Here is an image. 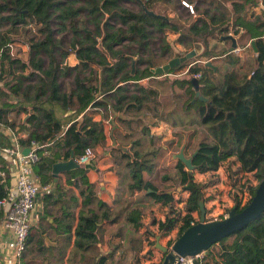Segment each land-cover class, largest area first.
Segmentation results:
<instances>
[{"label": "trees", "instance_id": "trees-1", "mask_svg": "<svg viewBox=\"0 0 264 264\" xmlns=\"http://www.w3.org/2000/svg\"><path fill=\"white\" fill-rule=\"evenodd\" d=\"M142 1L152 10L159 0ZM162 1L172 5L173 17L147 15L136 0H0V149L11 146L6 128L22 147L31 141L41 145L32 168L39 184L49 185L53 163L68 160L71 151L78 158L86 148L94 151L104 144V123L95 116L114 118L125 128L114 155L120 189L129 197L138 194L111 211L95 198L94 185L86 176L89 164L67 171V182L76 177L78 185L79 181L84 185L83 199L79 202L73 196L74 205L64 208L49 201L51 192H42L43 209L22 254L23 259L28 257L25 264H106L108 257L98 256L96 246L99 225L122 218L120 229L128 227L121 235L124 247L139 264L150 257L151 251H140L150 242L151 228L156 227L161 236L175 230V240L197 222L199 200L206 204L219 198L218 168L223 169L237 211L250 202L264 178V9L255 11L260 0ZM183 1L192 6L194 15ZM128 2L138 9L126 6ZM32 24L36 34L27 43L22 41L27 45L23 59L10 45L20 42L15 35L19 29L31 33ZM66 33L67 41L59 37ZM233 43L255 54L249 71L242 68L238 53L230 50ZM177 47L186 51L198 47L201 52L154 74L151 68L180 55L174 53ZM72 54L76 62L71 65ZM210 58L214 65L221 63L216 73L198 62L190 65ZM192 77L198 79L206 100L195 98ZM143 79L146 85L139 83ZM166 85L164 103L160 88ZM68 111L72 113L66 115ZM148 118L154 124L161 120L172 125L175 147L185 134L186 147L199 136L193 149L198 146L194 169L187 170L177 160L173 175L160 174L162 190L145 173H153L174 140L161 144L160 137L149 133ZM142 122L145 127L139 130ZM0 170L6 179L2 182L0 177L2 198L7 194L9 167L1 153ZM196 173L207 175L198 180ZM173 184L180 190L167 193ZM54 185L59 188L61 182ZM44 234L56 245L47 247ZM218 244V254L210 248L202 264H264V213Z\"/></svg>", "mask_w": 264, "mask_h": 264}, {"label": "crops", "instance_id": "crops-1", "mask_svg": "<svg viewBox=\"0 0 264 264\" xmlns=\"http://www.w3.org/2000/svg\"><path fill=\"white\" fill-rule=\"evenodd\" d=\"M257 7L258 6L255 7V11ZM262 7H264V5H262ZM245 47H239L241 51L238 53V55L241 58L240 60H241V65H243L242 66L243 69H247V66L244 65V61L246 62V59L244 58V54L248 50L245 49ZM210 60L212 63V60H214V58H210ZM214 66L216 68L215 69L212 68V69L214 73H216L217 68L221 67V63H217V65H214ZM67 113L66 115L70 114V113L69 114ZM77 119L79 120L80 117H78ZM95 119L101 120L104 123L105 141H104V144L97 146L94 149V158L92 162L89 164L88 170H86V176L89 182L93 183L94 185L95 198L106 202L109 205L110 210L114 211L117 208H119L120 205L124 204L127 199L133 198V200H135L138 197V194H135L134 196L129 197L126 191H124L122 187L120 189V185H119L120 177L117 173L119 168H118L117 163L114 161V155L116 154V152H118V149L120 148V146L118 145L120 140L118 141V139L119 138L122 139L121 135L125 134V128L120 123H118L114 118L104 119L102 115H96ZM146 125L149 128V133L151 135H155L161 138V142H160L161 144L166 146L165 145L166 143L164 144L163 142L166 140H167L166 142H168L169 140L173 139L174 140L173 146H175V142H176V135L174 134L175 129L172 127L170 123L160 120L154 124L148 118L146 120ZM144 127L145 126H143V122H142L140 123V126L137 128L141 130ZM5 134L9 137L11 143H14L16 141L15 133L11 129L6 128ZM185 138L187 142L186 134L184 135V139ZM173 146L171 147L169 146V148L167 149V152L165 153V155L170 154L171 159H173L172 154L178 151V150H174V151L170 150V148H172ZM163 157L161 158L162 161H163ZM6 163L9 167L8 183L11 185L15 182V176L17 173V164L15 161H11V160L10 161L6 160ZM159 165L161 164L157 163V166L154 169L155 172H153L152 174L145 173V176L147 178H151L154 174L157 173L156 169L159 168ZM79 167H81V165ZM74 169H77V168H74ZM215 172L219 175V181L217 184H215V187L219 192L218 200L221 202V205L231 206L229 203L230 197L228 195V186L226 185V176H224L223 169L218 168V170ZM196 174H195V177H196ZM201 175H204L203 178L196 177V179L203 180L207 174L203 173ZM67 176H68V172L66 171V172L60 173L55 180L53 178V182L49 184L50 189L48 190L49 192H51V197L49 198V201H57V205L62 204L64 208L71 207L74 205L73 196L77 197L79 202H81L83 199L80 194V191H81V188H84V185L80 184V181L78 185L77 183L78 181L76 177L74 178L70 177L69 182H67L66 181ZM160 176L161 175H159V179H160ZM55 181L61 182V185L59 188H57L54 185ZM184 196H187V195H185L184 193ZM41 197H42V193H40V195L37 198V202L35 206V213H34V218H35L34 222L37 221V219L40 216L38 213L42 212V209H43V202L41 200ZM205 206L207 209V202ZM78 209L79 207H76L75 211L77 212ZM195 217H197V215H195ZM43 220L41 221V223L43 222ZM45 220H47L48 223L53 222L52 217H45ZM77 220L78 219L76 217L74 221V226L72 228V233L74 231V227L77 223ZM123 226H124L123 218L119 222H116L113 224H109L107 221H104L99 225L98 241L96 243V246H97L98 256L104 255L108 257L106 264H135L136 263L135 255L133 254V252L125 249L124 247L123 240H122L123 238L121 235L125 234V232L128 230V227H125L123 230L120 229ZM49 232H52V231L49 229ZM45 235L47 236L48 240L51 242L50 244L45 243V239H44ZM73 238L74 236H72V240ZM42 240L47 247L56 245V242L50 239L47 234L42 235ZM146 248L147 247L144 243L140 253L147 250Z\"/></svg>", "mask_w": 264, "mask_h": 264}, {"label": "built area", "instance_id": "built-area-1", "mask_svg": "<svg viewBox=\"0 0 264 264\" xmlns=\"http://www.w3.org/2000/svg\"><path fill=\"white\" fill-rule=\"evenodd\" d=\"M183 3L193 13L192 6L184 1ZM12 44L10 45L11 49ZM231 51L236 54L241 49L235 46ZM207 61H210V59L198 60L190 65L196 62L205 65ZM187 69L182 73H185ZM39 147L41 145L31 141L30 145L25 147L29 149L28 153L24 154V148L15 141L11 143V146L0 149L3 158L15 161L17 164L15 182L6 186L7 194L0 198V208H2L0 218V264H22V254L26 249V240L35 221L34 212L37 198L40 193L50 189V185H40L33 172L32 166L39 159L37 153ZM93 158L94 151L86 148L82 155L75 158V161L79 165L86 166L92 162ZM0 177L2 182L6 180L5 173L1 170ZM217 200L218 198L214 197L207 201L208 213L205 214L207 221L218 220L227 215L226 207L224 205L219 206ZM203 254L179 257L177 264H202L204 262Z\"/></svg>", "mask_w": 264, "mask_h": 264}, {"label": "water", "instance_id": "water-1", "mask_svg": "<svg viewBox=\"0 0 264 264\" xmlns=\"http://www.w3.org/2000/svg\"><path fill=\"white\" fill-rule=\"evenodd\" d=\"M143 11L147 15L157 16L162 19L166 17L162 14H157L155 11L150 10L146 7L145 3L142 0H136ZM251 45L254 47V42H251ZM235 43L232 44L230 50L234 49ZM201 52V48L195 47L192 50L188 51L185 55L174 57L170 59L167 63L160 65L156 68H151V71L154 74H162L169 69L177 66L180 63L185 62L186 60L194 57L195 55ZM134 61L135 57H132V73L134 72ZM206 66L210 68H216L210 61H207ZM190 83L194 88L195 98L200 100H206L200 95L199 92V83L196 77L190 79ZM68 112L67 114L71 113ZM186 146V138L184 139L179 150L172 154V158L181 161L187 170H193L194 165L192 160L196 153L198 152V146L196 149L189 155L186 156L184 153V148ZM28 148L23 149V153H28ZM80 165L75 161L73 152H70V157L65 161H57L52 164L51 174L54 180L57 176L74 168H78ZM152 191L148 189L147 192ZM170 193L171 191H166ZM163 192H159L161 194ZM199 220L188 227L179 237H177L170 246H164L159 243L160 234L155 237L154 247L159 249L164 253V257L161 264H177L179 257L185 256H194L200 253L208 254L209 249L221 241L223 238L229 236L230 234L238 231L239 229L245 227L251 221L257 219L262 213H264V178L258 183L257 188L250 202L241 210L237 211V205H233L228 211L227 215L218 220L207 221L205 219L206 209L205 204L202 200H199ZM45 243L50 244L47 236H44ZM54 244V243H53Z\"/></svg>", "mask_w": 264, "mask_h": 264}, {"label": "rangeland", "instance_id": "rangeland-1", "mask_svg": "<svg viewBox=\"0 0 264 264\" xmlns=\"http://www.w3.org/2000/svg\"><path fill=\"white\" fill-rule=\"evenodd\" d=\"M260 2H262V1L260 0ZM260 2H259L258 7L256 8V11L259 12V13L261 12V8L264 9V7H262V5H264V3H260ZM125 5L128 6V7H131L133 9H135V10L138 9L137 4H135L133 2H128ZM152 10L155 11L156 13L164 14V15H167L169 17H173L175 15V12L173 11L172 5H168V4L164 3V1H162V0H159L157 3L153 4V9ZM190 14L194 15V13H191V12H190ZM28 28L31 29L30 30L31 33H25V31L23 30V28L19 29L18 30L19 32L17 34H15V35H17L16 36L17 39H20V42H17L16 41V42H14L12 44L13 45V47H12L13 52H17V55H19L23 59H25L26 56H27V45L26 44H23L22 41H24V43H27L28 37L31 34H36L35 27H34L33 24L30 25V27L28 26ZM59 37H63L67 41L68 38H69V35L66 33V34H63V35H59ZM178 51H179V54H180V55H178V57L179 56H182V55H185L188 52V51H186L183 48H178L177 47V48L174 49V53H176ZM244 58L246 59V62L244 61V65L247 66V69L246 70L249 71L250 70V67H252L255 64V61H254L255 58L248 51H246V53L244 54ZM68 62L71 65L76 62L75 57H74L73 54L68 57ZM179 72H180V70L177 71V73H179ZM66 81H70V79L68 78V79H66ZM139 83H141L143 85H146L147 84V79L140 80ZM174 87L177 88L178 91H182V90H179L177 86H174ZM160 90L162 91V93L160 94V99L165 103V102L168 101V98L165 97V95L163 94V91L164 90L165 91L167 90V85L164 86L163 88H160ZM168 95H170V94H168ZM198 137H193L191 139V143L187 147L185 146L184 153H185L186 156H189L193 152V149H194V147L196 145V140H197ZM144 138H146V136ZM166 141H164L163 143L165 144ZM182 143H183V141H182ZM180 147H181V144L178 147L173 146L172 148H170V150H172V151L179 150ZM176 161H177L176 159H171L170 154L164 155L163 161H162V159H160V161H159L158 164H161V165H159V168L156 169L157 170V173L154 174L151 177V180L156 185H158L159 190H162V184H161V180L159 179V175L161 173H164V172L165 173H168V175H173L174 174V171H175L174 168H175ZM153 172H155V170ZM203 176L204 175H201L200 173H197L196 174V177L197 178H203ZM224 176H225V174H224ZM176 189L178 191L180 190V189L177 188V185L176 184H173L170 191L173 192V193H175L176 192ZM185 195H187V193H185ZM217 201H218V205L221 206V202L219 200H217ZM229 203H230L231 206H229V205L226 206L225 205L227 207L225 209L226 212L233 205L232 202H231V200H230V198H229ZM205 209H206V206H205ZM206 213H208V205H207V211H206ZM223 213H224V211H223ZM196 219H197V221L199 220V215L196 217ZM212 220H214V219H212ZM151 231H153V234L148 239V241H150V242H148V243L145 242L146 243V247H147L146 249L148 251H151L150 257L148 259L143 260L142 263L140 262L139 264H161L162 263V260H163V257H164V253L161 252L159 249H157V248L154 247V245H155V237L157 235H159L160 233H159V231H158V229L156 227L151 228ZM174 237H175V230L172 233L168 234L167 236H160L159 243L162 244V245H164V246H169L168 241L169 240H173L174 241ZM219 247L220 246H219L218 243L217 244H214L211 247L212 253H214L215 255L218 254ZM27 259H28V257H25L22 260L23 261L22 264H25L24 261H26ZM34 264H37V263L35 262ZM135 264H137V263H135Z\"/></svg>", "mask_w": 264, "mask_h": 264}]
</instances>
